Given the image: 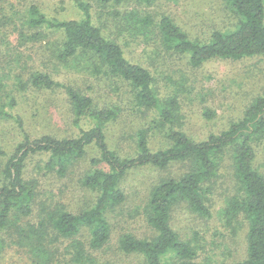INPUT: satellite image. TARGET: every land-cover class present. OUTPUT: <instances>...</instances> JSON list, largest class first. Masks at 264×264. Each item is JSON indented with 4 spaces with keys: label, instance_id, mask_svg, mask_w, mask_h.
<instances>
[{
    "label": "rangeland",
    "instance_id": "obj_1",
    "mask_svg": "<svg viewBox=\"0 0 264 264\" xmlns=\"http://www.w3.org/2000/svg\"><path fill=\"white\" fill-rule=\"evenodd\" d=\"M84 1L90 4L94 23L104 35L120 44L129 60L150 70L158 96L177 100L175 125L191 137L203 140L222 132L240 120L254 99L264 94V55L216 57L194 66L187 54L169 50L163 42L159 28L163 16L173 18L193 39L208 40L213 31L232 28L237 17L226 0ZM32 5L54 20L84 16L75 0H0V183L6 180L5 165L25 134L31 138L47 134L77 137L81 127L88 129L94 124L93 118L84 116L81 127L75 125L64 89L36 87L32 78L37 72L91 96L101 108L120 107L118 116L106 129L110 147L120 155L136 154L141 130L146 132L151 149L169 147L171 142L165 137L162 119L154 109L137 104L128 82L95 71L96 61L82 57L80 52L70 59L60 58L58 50L65 39L64 31L32 25ZM146 16L152 19L144 21ZM12 100L15 107L11 106ZM254 145L255 165L264 173V135ZM99 157L100 150L93 144L86 156L73 160L65 174H60L56 166L48 167L49 154L35 153L25 160L23 176L35 192L32 213H10L0 232L1 264H66L73 258L75 242L82 243L87 256L97 264H147L143 255L121 250L119 238L124 233L140 238L156 236L147 222L150 190L162 180L182 176L189 166L178 162L166 168L143 166L130 170L120 183L126 202L106 213L110 239L96 248L91 245L88 226H82L74 236L63 237L49 220L57 210L81 213L95 203L96 192L83 187L81 180L85 172L105 167L103 162H92ZM203 189L210 216L193 212L186 201L179 202L172 211L173 228L196 248L190 264L242 261L248 253L249 221L243 213L235 218L226 214L229 201L243 195L234 176L231 147L226 148L217 174L203 183ZM166 261L184 264L170 255Z\"/></svg>",
    "mask_w": 264,
    "mask_h": 264
},
{
    "label": "trees",
    "instance_id": "obj_2",
    "mask_svg": "<svg viewBox=\"0 0 264 264\" xmlns=\"http://www.w3.org/2000/svg\"><path fill=\"white\" fill-rule=\"evenodd\" d=\"M75 1L83 11L81 19H50L37 5H32L29 9V22L34 26L47 25L64 31L65 39L58 50L61 59H70L80 52L82 57L87 56L96 61L93 68L95 71L128 82L137 104L158 113L165 137L171 145L151 149L146 132L141 130L137 135L136 154L132 157L120 155L110 147L106 132L110 121L118 116L120 107L115 105L101 108L94 104L91 96L73 86L61 83L49 74L35 73L32 83L36 87L64 89L72 106L75 125L81 127L84 116L93 118L94 124L88 129L81 127L77 137L58 138L47 134L31 138L25 134L24 140L18 144L5 165L6 180L0 183V232L12 211L24 216L32 213L35 192L23 176L24 163L30 155L49 154L48 167L56 166L60 174H65L73 160L86 156L87 149L94 144L100 150V157L94 158L92 162H103L105 167L85 172L81 184L96 192L95 203L81 213L64 209L53 212L49 215L52 227L61 236L71 237L82 226H88L91 245L102 247L111 235L107 211L126 202V194L120 183L128 172L143 166L166 168L183 162L189 166L186 173L162 180L150 190L147 222L156 231V236L140 238L124 233L119 238V247L126 253L143 255L147 264H168L165 262L168 255L184 261V264H190L197 254L196 248L191 240L183 239L173 228V208L179 202L186 201L193 212L203 216L211 215L203 197V183L217 174L220 159L226 148L231 147L234 176L243 195H236L229 201L226 214L235 218L243 213L249 221L247 257L235 264H264V173L255 165L257 152L254 145L255 140L264 135V94L254 99L240 120L227 129L197 140L176 127L177 100L160 98L154 89L150 70L129 60L122 46L104 35L94 23L89 3L84 0ZM141 1L151 3L156 0ZM226 2L229 10L237 17L236 23L232 28L213 31L208 40L193 39L173 18L163 16L159 28L165 46L169 50L187 54L194 66L216 57L241 59L264 55V0ZM151 19V16H146L144 21ZM11 106H16L15 100H12ZM207 115L210 113L207 112ZM75 247L72 260L66 264H97L87 256L82 243L75 242ZM2 248L0 238V264Z\"/></svg>",
    "mask_w": 264,
    "mask_h": 264
}]
</instances>
